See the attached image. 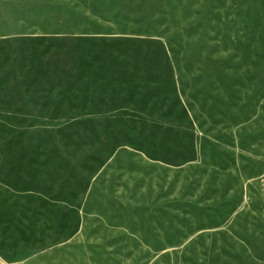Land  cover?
<instances>
[{"label": "rangeland", "instance_id": "1", "mask_svg": "<svg viewBox=\"0 0 264 264\" xmlns=\"http://www.w3.org/2000/svg\"><path fill=\"white\" fill-rule=\"evenodd\" d=\"M0 264H264V0H0Z\"/></svg>", "mask_w": 264, "mask_h": 264}]
</instances>
